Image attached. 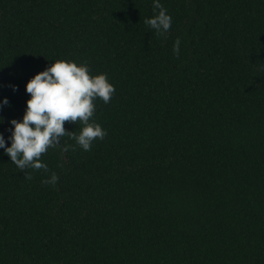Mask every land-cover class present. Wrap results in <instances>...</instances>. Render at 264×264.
<instances>
[{
  "label": "trees",
  "instance_id": "16d2710c",
  "mask_svg": "<svg viewBox=\"0 0 264 264\" xmlns=\"http://www.w3.org/2000/svg\"><path fill=\"white\" fill-rule=\"evenodd\" d=\"M153 3L0 0L6 139L55 61L116 88L92 151L66 135L20 172L0 150V264H264V0H160L163 35Z\"/></svg>",
  "mask_w": 264,
  "mask_h": 264
},
{
  "label": "clouds",
  "instance_id": "9594fccd",
  "mask_svg": "<svg viewBox=\"0 0 264 264\" xmlns=\"http://www.w3.org/2000/svg\"><path fill=\"white\" fill-rule=\"evenodd\" d=\"M153 8L158 11L154 18L146 20L145 24L151 30L163 35L171 30L172 17L160 3L154 0ZM179 56L180 42L173 48ZM13 91H19L13 87ZM116 92L115 86L106 74L93 76L86 64L75 61H55L54 65L36 75L26 86V93L31 97L22 121L12 120L9 129L11 135L6 139L0 133V150L8 156L20 170L48 171L47 165L41 162L49 149H54L66 135H70L76 144L84 151H92L94 143L103 141L108 133L102 125L95 122L96 101L102 100L109 104ZM9 106L8 99L0 103V113ZM0 125L4 120L0 118ZM71 122L83 125L80 134L69 133L65 123ZM11 144V147L8 144ZM67 150V149H65ZM25 179H31L27 176ZM58 177L52 175L50 181L55 184Z\"/></svg>",
  "mask_w": 264,
  "mask_h": 264
}]
</instances>
